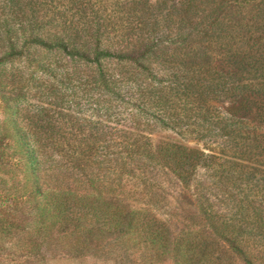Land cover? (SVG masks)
<instances>
[{
  "label": "trees",
  "instance_id": "1",
  "mask_svg": "<svg viewBox=\"0 0 264 264\" xmlns=\"http://www.w3.org/2000/svg\"><path fill=\"white\" fill-rule=\"evenodd\" d=\"M0 108V264H264V0H0Z\"/></svg>",
  "mask_w": 264,
  "mask_h": 264
},
{
  "label": "rangeland",
  "instance_id": "2",
  "mask_svg": "<svg viewBox=\"0 0 264 264\" xmlns=\"http://www.w3.org/2000/svg\"><path fill=\"white\" fill-rule=\"evenodd\" d=\"M2 118H3V114H2V111L0 108V121L2 120ZM169 138H178L179 140H184V141L188 142L189 144L195 145V142L191 141L190 137H188V136L182 137V136L178 135L174 130H171V129H163V128L158 127L151 133V139L154 143H157V142L162 141V140H167ZM198 144H199V146L206 147V145L204 144L203 141H200V143H198ZM7 169H8V167H7ZM203 172L204 171L202 170L201 174H204ZM10 174H8V176ZM163 177L165 179V182L163 183L164 187L161 188V191H163V193H166V195H167L166 198H167V201H169L168 206H170V208L174 209V208L179 206V202L177 199V192H178V190H180V186L176 181H174V179H172V177H170V176H163ZM200 177H202V176H200ZM190 209H191L190 205H185V210L188 211ZM161 214L163 216H165L164 213H161ZM171 220H174V219H171ZM31 264H112V263L97 260V259L92 258V257L73 258V257L64 256V255H60V256H58V255L57 256L47 255L45 261L39 263V261H37V260L36 261L32 260ZM162 264H175V263H174V261L169 259V260L163 262Z\"/></svg>",
  "mask_w": 264,
  "mask_h": 264
}]
</instances>
